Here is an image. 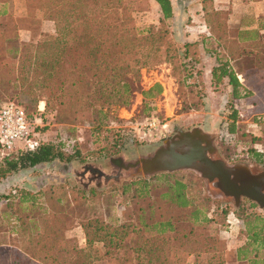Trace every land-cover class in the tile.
<instances>
[{
  "label": "rangeland",
  "instance_id": "rangeland-1",
  "mask_svg": "<svg viewBox=\"0 0 264 264\" xmlns=\"http://www.w3.org/2000/svg\"><path fill=\"white\" fill-rule=\"evenodd\" d=\"M124 1L134 25V33L145 36L156 31L158 35L157 38L152 37L154 40L147 39L135 47V57H132L138 63L128 55L130 72L126 74V79L131 89L128 102L126 105H109L110 116L97 130L93 127L95 110L103 97H90L96 103L87 113H91L92 122L89 118H82L83 115L70 114L65 107L59 108L58 112L54 108L45 110L44 97L37 96L38 90L47 83L45 66L31 60L24 66L21 75L17 72L16 60L21 45L29 43L34 46L40 41L54 38V21L36 7L28 8L24 0H0V12L8 14L15 26V36L3 44L4 59L13 62V66L11 71H7L9 66H5L1 72L14 73L20 84L15 88L9 86L5 92L3 89L9 76L0 77L3 88H0V104L6 100L17 101L31 117L37 113L39 106L44 109L40 124L44 126L35 129L30 137L49 142L61 139L74 141L79 151V156L67 162L46 163L36 170H20L6 179L0 178V264H11L12 256L26 244L30 235L27 221L34 208L30 209V199L23 203L18 201L19 189L36 193L33 201L38 204L55 200L53 205L61 208L65 219L64 238L85 252L97 250V259L93 264H117V256L123 254L124 249L109 254L100 242L86 247L78 222L101 217L107 224L118 225L131 219L130 194L122 192L121 188L133 179L149 175L135 174L131 168L123 169L111 159L128 162L150 154L163 140L173 135L176 128L187 130L199 127L207 132L215 147L212 158L222 159L227 164H246L252 173L264 171V162L256 161L247 153V148L252 147L254 141L251 136L259 137V140L264 138V85L255 81L256 84L251 87L255 96L234 99L224 80L216 84L210 82V67L217 58L228 57L213 38L190 36L194 26L203 25L200 12L205 9V3L201 0H171L177 5L176 14L162 19L159 7L153 0ZM107 9L111 16H115L113 9ZM193 12L201 20H193L190 16ZM200 28L205 30L203 26ZM227 45L229 47V43ZM231 47L237 49V46ZM155 82L160 85V91L144 102L139 90ZM229 105L235 108L238 115L234 132L236 137L225 140L224 123ZM150 115L164 121L167 131L157 140H139L134 129ZM119 136L121 140L117 142L119 145H114L115 151L114 148L106 150ZM125 137L132 140L129 142ZM261 142L264 143V139ZM260 147L264 149V144ZM173 172L176 177L188 182L189 195L196 205L208 210L215 207L218 212L216 220L208 224L206 232L224 242L221 264H247L245 260L236 258L237 245L245 241L239 218L250 212L264 216L263 210L246 198H241L235 206L231 197L224 196L194 170L179 169ZM37 190L39 192H35ZM161 192L162 187L157 186L150 190L149 196L157 198ZM238 206L242 209L235 210ZM222 209L228 210L224 219ZM232 210L233 213L229 212ZM150 233L145 232V235ZM200 253L172 249L170 262L205 264L208 258ZM256 256L264 257V251H259Z\"/></svg>",
  "mask_w": 264,
  "mask_h": 264
},
{
  "label": "trees",
  "instance_id": "trees-1",
  "mask_svg": "<svg viewBox=\"0 0 264 264\" xmlns=\"http://www.w3.org/2000/svg\"><path fill=\"white\" fill-rule=\"evenodd\" d=\"M153 1L158 5L162 19L173 16L171 0ZM24 2L28 8L36 7L54 21L55 37L40 41L34 46L23 43L16 60L17 72L21 75L24 66L31 60L43 64L47 83L38 90L37 96L44 97L45 110L54 108L58 112L59 108L65 107L72 115H83L82 118H89L91 122L95 120L93 127L100 129L110 116L109 105H126L128 102L131 94L130 83L126 79V74L130 72L128 55L130 54L138 63L133 58L135 47L147 39L157 38V32L137 36L124 0H24ZM108 7L113 9L115 16L110 15ZM202 17L207 31L204 30V33H208L203 38H213L228 57L217 58L210 67V82L216 84L224 80L230 87L232 98L248 97L249 91L242 87L237 80V74L229 64V56L233 57L245 48L238 45L234 36L236 30L227 26L226 10L204 12ZM14 36L15 26L11 17L0 12V77L9 76L4 89L0 83V88L5 92L10 87L20 86L14 73L12 75L11 72H1L5 66H9L7 71H11L13 66V62L4 59L3 44ZM231 46H237V49ZM249 62L251 61L248 60L251 66L252 62ZM160 88L155 82L146 89H140L142 100L145 102L157 94ZM90 97H103L95 110L94 120L91 113L87 114L89 108L96 106ZM52 99L53 103L50 102ZM43 112L44 109L40 115ZM26 114L31 117L29 113ZM226 118L224 131L234 139L238 115L232 105H229ZM43 126L44 124L36 125L34 130L42 129ZM120 136L105 149L109 150L114 148L115 144L119 145L117 142L121 140ZM258 138L251 136V140L254 141L252 147L247 148V153L256 161L263 163L264 149L258 151L255 145L264 144L261 142L264 138L261 140ZM125 139L129 142L132 140L129 137ZM118 145L117 147H120ZM77 156L79 151L74 141L35 140L32 148L22 147L0 154V178L6 179L11 173L20 170H36L46 163L67 162ZM157 186L162 187V192L157 198H151L149 192ZM121 191L130 194L132 218L118 225L107 224L101 217L78 222L84 234L86 247L90 248L93 243L100 242L104 251L109 254L124 249L125 252L117 256V264H172L170 262L172 249L187 253L199 251L208 258L205 264H221L224 242L206 232L208 224L216 220L218 212L215 207L208 210L196 205L189 195L187 181L176 177L174 172H161L133 179L125 183ZM19 192L18 201L23 203L30 199L32 200L30 209H34L27 221L30 235L26 239V244L12 256L11 264H93L97 259V250L85 252L83 248L70 244L64 238L65 219L61 208L53 205L55 200H46L43 204H38L33 201L36 193L22 189H19ZM238 209L242 207L238 206L235 210ZM221 212L224 219L228 210L222 209ZM229 212L233 213L234 210ZM239 220L245 241L236 248V258L245 260L247 264H264V257L256 256L259 251H264V216L250 212L241 215ZM149 231L152 233L145 235V232Z\"/></svg>",
  "mask_w": 264,
  "mask_h": 264
},
{
  "label": "water",
  "instance_id": "water-1",
  "mask_svg": "<svg viewBox=\"0 0 264 264\" xmlns=\"http://www.w3.org/2000/svg\"><path fill=\"white\" fill-rule=\"evenodd\" d=\"M214 150L212 138L199 127L176 128L173 135L163 140L150 154L128 162L119 158L111 161L142 175L194 170L224 196L231 197L235 206L241 198H246L264 212V171L252 173L246 164H227L222 159L212 158Z\"/></svg>",
  "mask_w": 264,
  "mask_h": 264
},
{
  "label": "crops",
  "instance_id": "crops-1",
  "mask_svg": "<svg viewBox=\"0 0 264 264\" xmlns=\"http://www.w3.org/2000/svg\"><path fill=\"white\" fill-rule=\"evenodd\" d=\"M200 14L215 9L226 10V23L234 28L238 45L244 47V51L229 56V64L237 75L243 88L251 95L255 92L251 87L258 81L264 85V0H208ZM173 15L176 14L177 5L171 2ZM201 6V5H200ZM193 20H201L196 12L190 14ZM202 18V22H203ZM205 29L204 22L202 25ZM201 25L194 26L191 37H203L208 33L201 29ZM207 32V31H206ZM248 60L252 62L250 66ZM249 62V63H251ZM238 244L237 246H239Z\"/></svg>",
  "mask_w": 264,
  "mask_h": 264
},
{
  "label": "built area",
  "instance_id": "built-area-1",
  "mask_svg": "<svg viewBox=\"0 0 264 264\" xmlns=\"http://www.w3.org/2000/svg\"><path fill=\"white\" fill-rule=\"evenodd\" d=\"M239 79V75H237ZM42 108L37 106V113L28 117L22 105L14 100H6L0 104V154L7 153L18 148H32L35 139L30 136L36 125L41 124L40 112ZM167 124L156 116L150 115L134 129L136 138L139 140H157L164 136ZM225 140H232L233 136L223 133ZM258 151L263 149L261 145H255ZM65 150H67L65 148Z\"/></svg>",
  "mask_w": 264,
  "mask_h": 264
}]
</instances>
